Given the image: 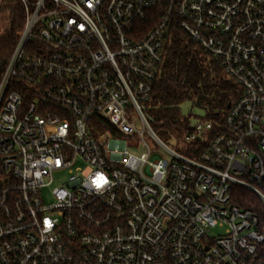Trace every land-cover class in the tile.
I'll return each mask as SVG.
<instances>
[{"label":"built area","instance_id":"built-area-1","mask_svg":"<svg viewBox=\"0 0 264 264\" xmlns=\"http://www.w3.org/2000/svg\"><path fill=\"white\" fill-rule=\"evenodd\" d=\"M16 2L0 264H264V0ZM173 29L239 91L171 149L144 106Z\"/></svg>","mask_w":264,"mask_h":264},{"label":"trees","instance_id":"trees-1","mask_svg":"<svg viewBox=\"0 0 264 264\" xmlns=\"http://www.w3.org/2000/svg\"><path fill=\"white\" fill-rule=\"evenodd\" d=\"M21 24L22 14L16 0H0V63L11 52ZM238 91L213 59L181 31L173 29L154 81L150 105L157 107V112L151 125L163 139L169 134L181 137L191 125L190 116L180 114L182 104L192 103L203 109V119L212 120L237 99Z\"/></svg>","mask_w":264,"mask_h":264},{"label":"rangeland","instance_id":"rangeland-1","mask_svg":"<svg viewBox=\"0 0 264 264\" xmlns=\"http://www.w3.org/2000/svg\"><path fill=\"white\" fill-rule=\"evenodd\" d=\"M156 110H157V107H155V106H152V105H149V104L144 106V114L150 120V122L155 120V115H156V112H157ZM179 111H180V114L183 117L190 116V122H191L192 125L196 124L198 119H202V118L205 117V112L203 111V109L193 105L190 102H186V103L182 104L179 107ZM153 131H154L155 135L157 136V138L164 145H166L167 147H169L171 149L174 148L173 141L171 139V135L170 134L168 135V137L166 139H163V138L160 137L158 131H155L154 129H153ZM216 233H217V231L212 233V234H216Z\"/></svg>","mask_w":264,"mask_h":264}]
</instances>
